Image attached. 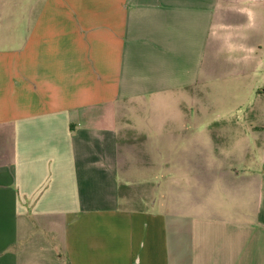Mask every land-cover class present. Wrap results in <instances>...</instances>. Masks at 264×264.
Masks as SVG:
<instances>
[{"label":"crops","instance_id":"0c3cea01","mask_svg":"<svg viewBox=\"0 0 264 264\" xmlns=\"http://www.w3.org/2000/svg\"><path fill=\"white\" fill-rule=\"evenodd\" d=\"M255 14L250 0H0V264H264V124L241 137L239 119L178 117L120 143L134 104L193 93L225 64L254 79L240 19Z\"/></svg>","mask_w":264,"mask_h":264},{"label":"rangeland","instance_id":"374dc122","mask_svg":"<svg viewBox=\"0 0 264 264\" xmlns=\"http://www.w3.org/2000/svg\"><path fill=\"white\" fill-rule=\"evenodd\" d=\"M250 3L252 4V9L256 11L255 16L251 18L252 22L250 23L247 19L248 17L245 18L243 16L240 21L243 24L242 31L245 29L250 30L251 35L255 34L256 36L255 42L257 41L258 44L257 55L259 58L257 76L254 79H239L235 75L233 66L225 64L221 69V75L215 81L211 80L206 87L200 88L193 93H184L182 97L162 101V104L152 101L140 102L138 105L134 104V107L127 114L120 117L122 120V126L120 125L122 130L121 144L127 145L129 143L137 148L144 141V136L140 135L152 138L167 133L168 131H161L159 123L165 119L178 117L208 119L211 123L210 126L227 118L239 119L241 123L237 127L239 129L237 133L241 137L260 132V129L257 128L263 127L261 124H264V96L262 95L264 89V0H250ZM19 4L23 7L24 0H19ZM16 16H21L19 11ZM121 112L120 110L119 113L121 114ZM243 120L245 123L242 122ZM125 126L133 130L128 135L130 141H126ZM213 130L214 135H217V131L220 130L218 135H223V139L227 141L233 137L232 133L223 130V126L219 125V123L218 125L215 124ZM202 139L203 141L206 140V136H202ZM206 142V146L211 147L214 144L213 137L208 135ZM243 149L249 153L245 145ZM248 159L244 158L247 164H249ZM210 163L212 164V161ZM169 173L171 172H168V167L162 164L158 178L164 182L165 179L170 177ZM172 173L173 178L175 175L177 181H185L184 174L180 172ZM188 175V181H192L193 184L197 183V173L193 172ZM198 211H201V209L197 206L195 212Z\"/></svg>","mask_w":264,"mask_h":264}]
</instances>
